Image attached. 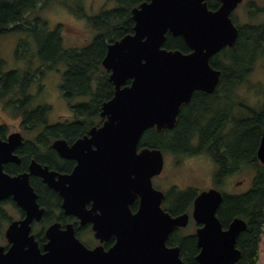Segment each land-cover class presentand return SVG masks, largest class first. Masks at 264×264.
<instances>
[{
	"label": "water",
	"instance_id": "1",
	"mask_svg": "<svg viewBox=\"0 0 264 264\" xmlns=\"http://www.w3.org/2000/svg\"><path fill=\"white\" fill-rule=\"evenodd\" d=\"M219 1L214 10L207 0H144L133 7L132 32L109 43L102 59L114 86L112 97L101 105L102 124L72 145L62 138L53 141L60 156L77 159L74 169L58 174L35 162L30 166L31 173L60 193L66 213L81 224L92 221L96 238L116 235L108 250L101 245L89 249L72 224L61 228L54 223L46 229L47 242L40 251L29 234V222L43 209L35 202L28 174L10 177L1 170L9 152L20 144V133L0 138V198L13 192L15 184L28 191L15 194L28 215L8 228L11 246L7 251L0 246V264H187L179 247H166L165 239L175 227L186 225L188 213L172 216L162 209L163 193L153 187L152 177L162 169L163 154L155 147L139 149V142L148 128H173L181 105L194 91L213 93L217 87L221 72L210 59L235 43L238 28L230 15L242 0ZM167 32L182 36L190 51L163 47ZM256 158L264 163V126ZM136 198L139 207L131 213L129 205ZM222 198L221 191L210 187L193 200V219L202 225L196 230L198 264H233L241 255L236 241L247 224L235 217L222 228L217 216Z\"/></svg>",
	"mask_w": 264,
	"mask_h": 264
},
{
	"label": "trees",
	"instance_id": "2",
	"mask_svg": "<svg viewBox=\"0 0 264 264\" xmlns=\"http://www.w3.org/2000/svg\"><path fill=\"white\" fill-rule=\"evenodd\" d=\"M50 1L0 0V36L10 32L25 33L14 51L15 61L24 66L3 71L5 62L0 56V100L5 102V107L12 114L22 117L29 126L43 127L39 137L44 141L53 136L68 138L80 134L83 127L87 128L83 121H93L94 113L99 112L102 102L112 97L113 85L104 73L101 60L108 43L132 32L134 22L130 10L144 0H114V7L87 16L95 35L89 44L81 48L62 46L61 24L50 28L40 18L27 20L29 12ZM207 4L215 9L219 6V0H207ZM261 7H258L257 17L252 12V23L238 24L233 17L238 26L235 43L223 48L210 60L212 66L221 71L213 93L193 92L190 100L181 106L173 128L160 131L148 128L143 132L139 144L173 155L207 154L215 164L212 181L216 187L224 185L227 178L246 167L253 170L249 185L243 191L230 193L223 190V198L217 209L222 225L234 217H241L247 223L236 241L241 255L233 264H257L264 226V163L256 158L264 125V101L261 106L252 108L243 100H232L238 95L240 85L246 81L254 65L259 62L264 64V20L259 17ZM77 15L84 17L86 14L82 11ZM163 47L182 52L190 50L181 36L171 32L166 33ZM60 63L66 66L62 84L64 96H91V100L74 107L80 121L46 126L49 105L45 103L29 107L34 95L28 90L32 83L38 81L39 73L42 77L47 69L51 70ZM94 79L98 84L92 92L91 82ZM232 108L236 112H232ZM24 147L26 156L34 153L35 149L30 143ZM48 150V156L34 157L50 166L54 151L51 148ZM33 184L40 190L41 182L38 179L34 178ZM197 193L198 190L194 188L179 190L172 187L169 191L170 204L167 202V205L172 212L187 208ZM39 198L43 204L53 200L45 189L39 193ZM179 248L180 256L187 264H196L193 259L197 249L194 238L183 239Z\"/></svg>",
	"mask_w": 264,
	"mask_h": 264
},
{
	"label": "rangeland",
	"instance_id": "3",
	"mask_svg": "<svg viewBox=\"0 0 264 264\" xmlns=\"http://www.w3.org/2000/svg\"><path fill=\"white\" fill-rule=\"evenodd\" d=\"M249 1L243 0L232 11V17L236 18L238 24L246 23L249 20V8L252 9V12H255L256 9L259 11L258 7L264 4V0H253L255 5L250 7ZM114 6V0H52L44 6L38 5L35 10L28 13L26 18L28 21L40 18L46 21L50 28L61 24L60 35L62 38V46L64 48H81L89 44L95 35L87 16L96 15L101 10L110 9ZM82 11L86 15L79 17L77 14ZM258 11L254 13L256 17ZM23 35L25 36L23 32H10L0 36V56L5 62L3 71L23 65L17 62V60L15 61L14 56L15 47ZM63 65L64 63H60L58 66L56 64L51 70L47 69L41 81H35L29 88V92L34 95L29 107L44 103L52 104L54 102L55 104L49 111L50 117L53 119H56L57 115L60 114H67L68 112L71 114V108L68 105L69 101L57 91L59 90L58 84L62 81L64 67L61 71L58 69ZM42 83L43 87L46 84L47 88L43 92L39 90ZM56 97L66 100L68 103L66 107H63ZM232 100L236 102L243 100L245 104L248 103L247 105L252 108L259 106L264 101V64L262 62L257 63L253 67L246 81H243L240 85L238 95L234 96ZM232 112H236V109L232 108ZM18 120L19 117L12 114L5 107V102L0 100V122H4L10 127L17 129ZM163 154L165 166L160 176L153 177L152 181L154 186L169 192L172 187L176 186L181 190L187 188L201 190L214 185L212 183V175L215 171V164L207 154L173 155L172 153L164 151ZM252 175L253 170L246 167L242 171L227 178L226 183L218 188L233 193L241 192L249 185V180ZM238 181H241V184L236 185ZM262 230L263 233L261 234L259 242L260 252L257 264H264V226ZM190 231L192 229L189 226L182 229L183 233ZM84 235L82 234V237L87 241L88 237Z\"/></svg>",
	"mask_w": 264,
	"mask_h": 264
},
{
	"label": "flooded vegetation",
	"instance_id": "4",
	"mask_svg": "<svg viewBox=\"0 0 264 264\" xmlns=\"http://www.w3.org/2000/svg\"><path fill=\"white\" fill-rule=\"evenodd\" d=\"M253 4H254L253 0H250L249 6L251 7ZM263 7H264V5L261 7L262 11H260V14H259L260 20L261 19L264 20V8ZM248 14H249L250 18L247 22L252 23V9L251 8H249ZM177 36H180V35H177ZM63 67H64V69H63ZM65 68H66V66L63 65L58 70L61 71V69H63L62 72L64 73ZM54 71L56 72V70H54ZM104 73L107 74V79H108L109 71L104 68ZM44 74H45V72L43 73L42 77L44 76ZM38 75H40L38 81H41V79H42L41 73H39ZM63 83L64 82H63V74H62V81L60 84H58L59 90H57V91L65 99H67V101H69V104L67 103L66 100H63V99L58 98V97H56V98L58 99L59 103H61V105L63 107H66V104L69 105V107L71 108V111H70L71 114H69V112L67 114H60V115H57L56 119H53L50 117V112H49L48 116L46 118V124H45L46 126L75 122L78 119H77V116L75 114L74 107L79 103H83V102L88 103L91 100V96H84V97L76 96V97H72V98H66L64 96V93L62 92V84ZM97 84L98 83L95 81V79L91 82L92 92H94L96 90ZM46 89H47L46 84H45V87H43V83H42L40 85L39 90L43 92ZM113 91H114V86H113ZM47 104L49 105V108L51 109L55 103L52 102V104H50V103H47ZM39 105H41V104H39ZM43 105H45V103ZM94 115H95V117H93V121H89L88 119L83 121L84 125L87 126V128L83 127V131L80 134H77L75 136L68 137V138H65L62 136H59V137L53 136V138H51V139L47 138V139H45V141L43 139L40 140V137H39L40 133L43 131L42 130L43 127H36V128L31 127L28 124H26V122L24 121V119L22 117H19L17 129L10 127L8 124H6L4 122L3 123L0 122V138L3 141L7 140L8 136L11 133L18 132V133H20V136H21L20 144L15 145L8 154V157H10V159H7L1 163V170L4 173H6L7 175H9L10 177L21 178V176L23 174H28V182H29V185L31 186L34 194H35V202L38 205L39 209H41V208L43 209V213L40 217H35V213H33L31 215V220L29 222V226H30L29 234L34 235V239L37 241V243L39 245V249L41 252H44L43 245L47 242L46 229L51 224H54V223H59L61 228H65L66 225L72 224V226L74 228L75 235L77 237H79V239H80V235H82V234H85L87 237H89L91 239L90 240L91 245L87 244L89 247L101 245L104 250H108L109 248H111L115 244V242L117 240L116 235L114 233L103 234V237H102L103 240L102 241L93 237L94 233L92 231V221H88L84 224H81L78 217H76L75 215L66 213L65 209L62 207L63 198L60 195V193L57 190H55L53 187H50L48 185V183H46L43 180L42 176L35 175V174L31 173V171H30V166H31L32 162H35V163H38L41 167H46L48 170L55 171L58 174L71 173L72 170L74 169L76 163H77V159H75V158H64V157L60 156L59 153L52 147L53 141L55 139L62 138V139L66 140L68 145H72L77 139L83 138L85 135H88L91 127L101 125L103 120H104V117H102L100 115V110H99V112L96 111L94 113ZM78 121H80V120H78ZM28 143H30L34 147L35 150H34L33 154L26 156L23 148H25L24 147L25 144L27 145ZM50 148L53 149V151H54V152H52L53 154L51 156L52 157V165L49 166V164L41 162L40 160H37L34 157V155L35 156L36 155L37 156L38 155L48 156L49 152H50V150H48V149H50ZM164 166H165V160H164V164H163V169H164ZM163 169H162V171H163ZM162 171L157 176H160L162 174ZM57 177L58 176H56V178ZM34 178L38 179L41 182L40 190L37 189L35 187V185L33 184ZM44 189L47 190V192H50L51 197L53 198V200L49 199L50 201L48 202V204H43V202L40 199L41 197L39 198V193H41V192L43 193ZM26 191H27V189L23 186V184H15L13 192L9 193L7 196L0 198V246L4 248V251H7L8 248L11 246V243L8 241V238L6 236V232H7L8 228L14 222H17L19 225L20 222L23 219H25L28 215L27 208L23 204H19L18 201L15 199V194L22 196V195L26 194ZM163 192H164L165 196L163 198L161 206L164 209V211L170 213V215H172V216L179 215L185 211H187L190 215L185 226L175 227L168 234V236L165 239V246L168 248L173 247V246H177V245L179 246L183 239L191 237V238H194L195 247L197 248L196 230L199 227H201L202 225L196 223V221L191 216L192 204L190 205L191 209H190V207H187V208L181 209L179 211L172 212L171 207L167 205V202H169V204H170V195L171 194H169V192H165V191H163ZM85 205L87 208H90L92 205V201L89 200L87 203H85ZM138 207H139V198H136L129 205V209H130L131 213H135L138 210ZM229 223H230V221H228L226 224H223L222 226L224 228H226ZM188 226L192 229V231H190L188 233H183L182 229H185ZM19 235H21V234H19ZM195 251L196 252L194 254L193 259H194L195 263L198 264L195 257L197 255L199 249L197 248Z\"/></svg>",
	"mask_w": 264,
	"mask_h": 264
}]
</instances>
